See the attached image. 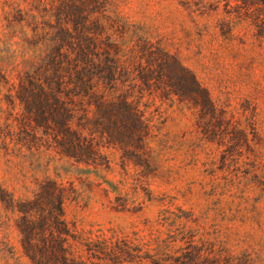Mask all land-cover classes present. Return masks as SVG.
Returning <instances> with one entry per match:
<instances>
[{
	"label": "rangeland",
	"instance_id": "rangeland-1",
	"mask_svg": "<svg viewBox=\"0 0 264 264\" xmlns=\"http://www.w3.org/2000/svg\"><path fill=\"white\" fill-rule=\"evenodd\" d=\"M108 12L126 32V48L137 38L159 41L217 109L201 120L200 106L154 86L137 88L152 124L144 180L121 167L115 149L105 150L108 169L16 143L10 135L20 107L7 101L4 77L17 82L40 53L26 41L34 35L31 15L45 38L55 17L37 0H0V187L19 198L32 196L45 177L63 183L71 190L64 216L84 239L125 237L143 252L175 257L185 244L180 237L193 233L216 254L264 264V0H108ZM164 214L172 225L161 223ZM18 217L0 199V264H32ZM170 230L178 235L166 247L160 239Z\"/></svg>",
	"mask_w": 264,
	"mask_h": 264
},
{
	"label": "trees",
	"instance_id": "trees-1",
	"mask_svg": "<svg viewBox=\"0 0 264 264\" xmlns=\"http://www.w3.org/2000/svg\"><path fill=\"white\" fill-rule=\"evenodd\" d=\"M37 2L50 5L53 30L45 38L32 14L28 24L34 35L26 41L40 53L17 72V82L4 77L7 101L13 110L20 107L14 112L17 130L11 128L10 135L16 143L53 149L73 164L108 169L105 150L115 149L121 167L132 166L134 176L144 180L151 170L152 124L137 88L154 86L162 95L192 102L200 106L201 120L217 109L196 75L159 41L137 38L126 48V32L108 12V0ZM70 191L51 177L39 181L32 196L16 198L0 187L5 208L19 215L22 248L32 264H248L245 257L214 253L193 233L180 237L185 244L175 257L143 252L125 237L81 238L64 216ZM169 219L164 214L161 223L172 225ZM177 235L170 230L160 242L168 247Z\"/></svg>",
	"mask_w": 264,
	"mask_h": 264
}]
</instances>
